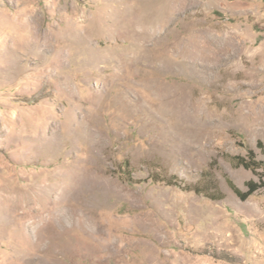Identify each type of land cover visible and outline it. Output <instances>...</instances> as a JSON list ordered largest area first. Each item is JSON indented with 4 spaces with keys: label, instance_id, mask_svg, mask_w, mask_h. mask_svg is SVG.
Segmentation results:
<instances>
[{
    "label": "rangeland",
    "instance_id": "374dc122",
    "mask_svg": "<svg viewBox=\"0 0 264 264\" xmlns=\"http://www.w3.org/2000/svg\"><path fill=\"white\" fill-rule=\"evenodd\" d=\"M118 1L0 0V264H264V0Z\"/></svg>",
    "mask_w": 264,
    "mask_h": 264
},
{
    "label": "trees",
    "instance_id": "16d2710c",
    "mask_svg": "<svg viewBox=\"0 0 264 264\" xmlns=\"http://www.w3.org/2000/svg\"><path fill=\"white\" fill-rule=\"evenodd\" d=\"M256 147L260 150L263 155V160H256V155L253 150H248L246 156H235L233 159L236 162L238 167H243L246 170L251 171L254 175L258 177V183L254 181H248L246 186V191H241L236 188L229 179H227V183L231 190L235 193V195L242 201H245L249 196H251L257 190L263 188L264 186V145L262 142H257ZM261 170V173L258 172ZM263 173V174H262ZM195 191V190H194ZM196 193H200V191H196ZM202 193V192H201ZM216 200V198H211Z\"/></svg>",
    "mask_w": 264,
    "mask_h": 264
},
{
    "label": "bare ground",
    "instance_id": "6f19581e",
    "mask_svg": "<svg viewBox=\"0 0 264 264\" xmlns=\"http://www.w3.org/2000/svg\"><path fill=\"white\" fill-rule=\"evenodd\" d=\"M120 1V3H121V0H119ZM118 1V2H119ZM121 5H122V3H121ZM117 6V5H116ZM149 6V5H148ZM115 9V8H114ZM148 9H149V7H148ZM125 10V9H124ZM122 11V10H121ZM147 12H149V11H147ZM111 13V12H110ZM120 13V12H119ZM118 12H112L111 14H112V16H114V18H116V20H114V23L115 24H119L118 26L119 27H121L122 28V19L123 18H121L122 17V15H124V14H119ZM122 13V12H121ZM150 14V13H149ZM149 17V16H148ZM78 21H77V18L74 20V25H75V27L76 28H78V23H77ZM121 24V25H120ZM131 25V24H130ZM130 29L131 28H129V32L132 34V36H133V38L135 39V40H139V38H140V36H141V34H144L145 33V31H141V30H134V29H132L131 31H130ZM128 31V30H127ZM77 32L79 33V31L77 30ZM30 33V32H29ZM143 36V35H142ZM5 38V37H4ZM0 39H2V38H0ZM4 42V41H3ZM7 42H9V41H7ZM6 43V42H5ZM6 48V47H5ZM4 49V48H3ZM2 49V50H3ZM136 57V56H135ZM62 215H63V213L62 214H60L59 216H60V218L62 217ZM64 216V215H63Z\"/></svg>",
    "mask_w": 264,
    "mask_h": 264
}]
</instances>
